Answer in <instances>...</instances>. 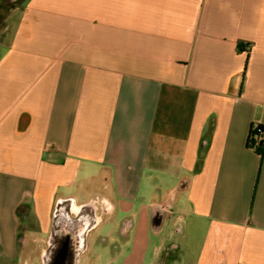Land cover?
Wrapping results in <instances>:
<instances>
[{"label":"crops","instance_id":"0c3cea01","mask_svg":"<svg viewBox=\"0 0 264 264\" xmlns=\"http://www.w3.org/2000/svg\"><path fill=\"white\" fill-rule=\"evenodd\" d=\"M10 17L0 264L34 263L58 202L102 199L107 220L145 180L153 237L185 198L153 264L172 242L180 264H264V155L247 146L264 124V0H22Z\"/></svg>","mask_w":264,"mask_h":264},{"label":"rangeland","instance_id":"374dc122","mask_svg":"<svg viewBox=\"0 0 264 264\" xmlns=\"http://www.w3.org/2000/svg\"><path fill=\"white\" fill-rule=\"evenodd\" d=\"M22 0H0V56L6 51V31L4 28L9 18V12L18 7ZM144 178H142L143 180ZM160 192L158 195L164 196L168 193V186L170 185L166 180H162L159 183ZM152 184L146 180L141 181L139 190H136L137 197H134L135 192L128 191L129 201L121 199L117 194L115 195L116 210L113 216L104 220L96 231L89 237L88 248L85 254L82 256L81 264H153L154 251L157 244L166 238L170 231L175 230L173 225V219L182 217L184 213L185 198L179 204L173 208V218L169 219L165 224L161 235L156 238L151 235L149 227V212H148V198L154 195V191L151 188ZM167 190V191H166ZM142 196L146 197L147 201H142ZM21 215L22 209H19ZM134 213L135 220L133 228L130 232L129 240L126 243H122L116 235L117 229L120 226L123 219ZM141 218H144L141 219ZM24 227H21L20 235L25 233ZM106 237L108 239L107 244L103 245L97 242L98 237ZM154 255V256H153ZM22 257V256H21ZM31 256L24 255L23 258L27 259ZM38 264L37 256L34 258V263Z\"/></svg>","mask_w":264,"mask_h":264},{"label":"flooded vegetation","instance_id":"af4514ba","mask_svg":"<svg viewBox=\"0 0 264 264\" xmlns=\"http://www.w3.org/2000/svg\"><path fill=\"white\" fill-rule=\"evenodd\" d=\"M166 207V204L153 207L152 227L154 229L159 227L166 214ZM109 210V205L98 198L80 206L74 205L70 200L58 202L53 210L46 242L37 255L38 264H72L75 260L77 264H81L82 256L88 248L89 237L105 220ZM126 226L127 223L122 222L119 226L120 231L123 232ZM176 230L180 231V228L177 227ZM63 239L67 241V249L60 247ZM81 239L82 247H79ZM97 242L105 245L108 239L100 236ZM181 262L182 252L177 243L172 242L160 249L154 264H180Z\"/></svg>","mask_w":264,"mask_h":264},{"label":"trees","instance_id":"16d2710c","mask_svg":"<svg viewBox=\"0 0 264 264\" xmlns=\"http://www.w3.org/2000/svg\"><path fill=\"white\" fill-rule=\"evenodd\" d=\"M247 146L259 155L261 163L264 155V124H255L251 126L247 139ZM180 186H185L184 181L181 182Z\"/></svg>","mask_w":264,"mask_h":264},{"label":"water","instance_id":"95a60500","mask_svg":"<svg viewBox=\"0 0 264 264\" xmlns=\"http://www.w3.org/2000/svg\"><path fill=\"white\" fill-rule=\"evenodd\" d=\"M73 204H74V203H73ZM169 207H170V204H168L167 207H166V213L168 212ZM161 224H162V220H161V223L159 224V227H158L157 229H154V228L152 229L153 233H158V232H159V229H160V227H161ZM84 231H85V229H84ZM66 239H67V238H66ZM62 242H63V243L61 244L60 247L63 248V249H67V241L63 239ZM79 247H82V239L80 240V246H79ZM74 260H75V259H74ZM72 264H77V261H76V260L73 261Z\"/></svg>","mask_w":264,"mask_h":264}]
</instances>
